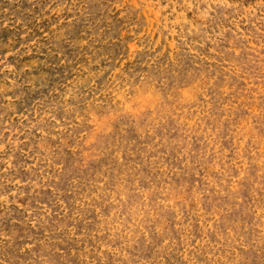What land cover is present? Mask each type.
Instances as JSON below:
<instances>
[{"label":"rangeland","instance_id":"374dc122","mask_svg":"<svg viewBox=\"0 0 264 264\" xmlns=\"http://www.w3.org/2000/svg\"><path fill=\"white\" fill-rule=\"evenodd\" d=\"M0 264H264V0H0Z\"/></svg>","mask_w":264,"mask_h":264}]
</instances>
